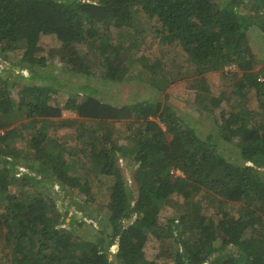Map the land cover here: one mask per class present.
I'll return each mask as SVG.
<instances>
[{
  "label": "trees",
  "instance_id": "trees-1",
  "mask_svg": "<svg viewBox=\"0 0 264 264\" xmlns=\"http://www.w3.org/2000/svg\"><path fill=\"white\" fill-rule=\"evenodd\" d=\"M252 26L264 37V0H255L247 13L237 0H0V41L24 51L22 68L31 74L32 66L46 64L37 44L44 35L56 39L72 76L123 82L125 62H135L148 88L161 92L167 78L162 56L149 58L145 51L153 43L180 47L183 76L191 77L187 88L209 113L224 101L228 107L215 121L219 137L227 144L238 138L232 153L210 143L153 96L115 105L83 85L64 104L54 103L53 83L40 72L41 84L23 85L14 99L16 80L3 75L7 68L0 65V264H157L144 255L149 234L171 240L157 255L169 257V264H264V66L255 69ZM111 27L117 29L114 38ZM230 66L239 75L224 71ZM219 71L232 82L214 96L206 74ZM250 98L256 99L254 109L246 106ZM65 110L76 118L54 123ZM114 122L126 123L122 142ZM52 127H72V145L49 135ZM24 131L27 148L17 149L14 141ZM119 159L131 170V188ZM76 163L88 167L83 177L73 174ZM88 174L113 179L109 232L100 228L96 241L58 228L56 203L45 192L25 189L57 180L84 191L81 178L89 181ZM201 193L218 198L213 214L204 211ZM173 194L182 202L173 201ZM227 202L233 211L222 206ZM167 207L173 212L162 228L157 221ZM75 223L87 224L73 215L68 224Z\"/></svg>",
  "mask_w": 264,
  "mask_h": 264
},
{
  "label": "rangeland",
  "instance_id": "rangeland-1",
  "mask_svg": "<svg viewBox=\"0 0 264 264\" xmlns=\"http://www.w3.org/2000/svg\"><path fill=\"white\" fill-rule=\"evenodd\" d=\"M216 4H222L223 0H214ZM241 3L243 12H251L252 7L255 4V0H237ZM140 24L144 25V19L142 16H138ZM108 34L113 38L116 37L117 29L111 27ZM152 34H148L146 40H150ZM248 40L251 48L256 55L255 69L260 70L264 66V37L261 31L252 26L248 31ZM40 46L38 55L46 58V64L43 67L38 65L32 66V71L29 72L26 68H22V56L24 51L12 50L5 40L0 41V51L3 49L2 55H0V65H4L7 69H4L2 74H6L11 78H15L16 85L12 86L11 95L14 99H17L18 92L23 85L27 87L34 84H41L39 74H44V78L48 83H53L52 87V102L58 104H64L68 97L79 92V88L86 85V89L94 90L93 95L105 102L120 105L125 102L135 100V98L158 97L161 102L166 105L170 110L174 111L184 127L190 132H195L200 138L208 140L210 143H217L219 145H227L228 149L235 152V146L238 143V138L230 144L224 143L220 139L218 134V128L215 125V121H219L220 111L227 109L228 105L223 101L218 108H214L212 113L203 110L200 104L196 101L195 96L191 94L187 88L188 81L191 77H184V68L182 65L185 58L184 54L180 50V47L175 46L172 43L165 45L154 44L150 49L145 51V54L149 58L161 57L164 64L166 73V81L164 82V88L161 92L150 90L149 86L145 83L147 79L146 73H142L138 63L130 64L129 61L125 62V68L127 69V77L123 82L112 83L103 79L72 76L67 72L65 68L67 65L61 59V53L58 52V42L51 36H39L37 42ZM79 48H85L84 45H80ZM21 71L23 76H17ZM225 72L238 70L235 67H226ZM40 72V73H39ZM224 74V73H223ZM207 82L209 84L210 92L214 96H218L223 90H230V83L232 79L224 77L219 72L207 73ZM175 78V80H173ZM261 78V77H260ZM53 81V82H52ZM231 105H236L237 101L231 100ZM248 108L254 109L257 107L256 99L250 98L247 103ZM76 118L74 112L65 110L62 112L61 119H52L54 123H60L62 119ZM62 120V121H61ZM152 120V118L150 119ZM116 130L115 137H120L122 142L124 132L126 130L125 122H114ZM118 132V133H117ZM49 135L55 137L61 143L72 145L74 142L75 131L72 127H58L57 129L52 127L48 131ZM30 135L27 131H24L23 137L17 138L14 141V145L17 149H26L27 141ZM231 153L229 155H231ZM232 156V155H231ZM77 158L76 160H78ZM119 166L122 168V172L127 182V187L131 188L130 176L131 170L127 166V161L119 159ZM83 165V164H80ZM24 167V166H23ZM22 167V169H24ZM133 167H135L133 165ZM88 171L86 165L80 167L77 163L74 164V175L83 177ZM90 173V172H88ZM89 181L82 180L81 185H84V191H80L78 187L70 188L67 185H60L57 180H48L46 182L47 187H43L38 183L32 186V188L25 187L26 191L32 193L33 191L45 192L57 205L58 209L62 213V219L58 221V228H65L70 230L73 234H78L82 239L96 241L98 240L99 229L104 228L109 232L108 226V211L106 204L108 202V195L110 186L113 179L110 176L88 174ZM55 181V182H54ZM20 186L14 184L11 190L19 193ZM198 199L204 204V211L208 214H213L217 209V199L214 196L207 195V193H201L197 195ZM173 201L179 203L182 202V197L179 194L172 195ZM222 206L229 211H233L234 207L231 203H224ZM173 212V207L164 208L159 217L157 223L160 227L164 228L167 224L168 216ZM75 216L77 221L84 220L87 224L79 225L77 223L69 225L68 221L71 216ZM123 223L128 221L123 220ZM160 230V229H159ZM163 233L160 236H163ZM171 240L169 238L156 237L153 234H149L147 241L144 245V255L148 260L156 261L157 264H169L171 259L167 256H160L162 248H165ZM117 245L113 244L109 247L111 259L114 261V254L116 252Z\"/></svg>",
  "mask_w": 264,
  "mask_h": 264
},
{
  "label": "built area",
  "instance_id": "built-area-1",
  "mask_svg": "<svg viewBox=\"0 0 264 264\" xmlns=\"http://www.w3.org/2000/svg\"><path fill=\"white\" fill-rule=\"evenodd\" d=\"M4 131L3 129L0 128V136L3 135ZM22 169V168H21ZM176 173H179L178 171H176Z\"/></svg>",
  "mask_w": 264,
  "mask_h": 264
}]
</instances>
